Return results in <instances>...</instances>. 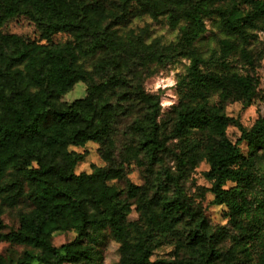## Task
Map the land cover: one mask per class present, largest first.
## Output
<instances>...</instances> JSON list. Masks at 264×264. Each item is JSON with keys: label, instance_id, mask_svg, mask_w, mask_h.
<instances>
[{"label": "trees", "instance_id": "16d2710c", "mask_svg": "<svg viewBox=\"0 0 264 264\" xmlns=\"http://www.w3.org/2000/svg\"><path fill=\"white\" fill-rule=\"evenodd\" d=\"M133 4L152 21L166 17L171 29L184 23L180 41L190 58L185 74L187 91L167 125L169 135L178 142L177 159L184 173L206 162L212 203L225 206L234 219L250 210L248 196L255 189L258 152L264 150V116L249 128L238 125L240 137L232 143L225 136L230 119L223 105L231 100L250 106L263 101L264 93L258 77L228 72L225 63L223 73L204 72L194 42L206 31L204 19L215 16L226 35L248 43L254 37L250 31L259 24L264 31V0H0V28L9 19L25 16L39 30L37 41L22 43L0 68V206L12 207L23 199L32 206L20 214L17 230L0 235V240L37 251L34 255L24 253L18 264L31 258L41 264H100L95 245L105 229L119 244V264H174L150 259L151 232L173 231L180 218L189 215V209L177 200L167 201L157 216L140 219L146 225L143 228L138 220L128 219L130 209L124 203L110 204L118 194L108 182L120 178L121 169L97 168L89 174H76L77 158L69 151V147H82L87 142L104 144L116 110L104 99L117 88L132 95L146 111L140 149L150 158L164 151L168 139L156 121L158 99L139 85L130 86L125 76L136 80L142 69L160 61L162 52L170 47L163 49L158 42L146 44V27L138 34H119L116 25L129 17ZM59 33L69 39L54 46L51 37ZM5 41L0 33V48ZM134 44L138 51H134ZM219 45L223 58L237 51L229 38L220 40ZM97 53L120 55L112 64L113 74L91 83L108 62L101 59L92 70H86L79 60ZM239 56L252 65L244 48ZM134 61L138 71L132 69ZM77 83L87 84L85 96L64 102L62 96ZM214 95L217 101H211ZM243 142L246 155L239 149ZM226 183L232 186L225 187ZM196 222L204 229L203 220ZM235 224L240 227L239 221ZM66 230L76 235L67 244L53 247L44 240ZM190 241L196 246L205 243L198 232ZM240 247L241 242H235L230 254H236Z\"/></svg>", "mask_w": 264, "mask_h": 264}, {"label": "rangeland", "instance_id": "374dc122", "mask_svg": "<svg viewBox=\"0 0 264 264\" xmlns=\"http://www.w3.org/2000/svg\"><path fill=\"white\" fill-rule=\"evenodd\" d=\"M130 11L129 17L116 25L120 35L125 36L130 31L138 34L146 27L147 32L143 37L146 44L158 42L163 49L170 47L162 52L160 61L149 63L142 69L136 80L130 81L131 77L125 76L130 86L139 85L146 94L158 99L159 111L156 121L168 140L164 151H160L155 158H150L140 149V133L146 129V111L132 95L126 94L122 88H117L104 99V102L116 107L104 144L87 142L82 147H69V151L77 158L75 173L89 174L97 168L121 169V177L108 182L111 189L118 194L116 198L111 199L110 204L124 203L130 209L128 219L138 220L143 228L146 225L140 219L150 215L157 216L167 201L177 200L189 209V215L182 216L173 231L151 232L152 261L164 260L174 264H264V150L258 152L260 164L254 172L255 189L248 196L250 210L234 219L225 206L212 203V181L205 176L208 164L203 161L189 174L184 173L180 159H177L180 156L178 142L168 133L167 125L174 118L178 103L187 91L185 74L190 58L181 48L180 41L184 23L171 29L166 17L152 21L135 4L131 5ZM204 24L205 33L194 42V47L204 62L202 70L223 73L225 70L222 63H225L228 72L258 77L259 89L264 93V31L261 25L250 31L254 37L248 43L242 44L236 37L226 35L215 16L205 18ZM0 33L6 37L4 45L0 48V68L4 60L20 48L22 43L39 39L36 25L25 16L7 20L0 28ZM225 38L235 42L237 51L223 58L219 41ZM68 39L67 35L59 33L51 37L50 43L54 46L62 45ZM241 48L249 52L251 66L240 59ZM134 51H138L135 44ZM119 55L97 53L80 58L79 62L86 70H92L101 59L108 62L104 71L93 76L91 83H98L114 73L112 64ZM132 66L134 71L140 69L136 61ZM86 88L87 84L77 83L71 91L62 96V100L71 103L83 98ZM211 101H217V96L214 95ZM223 112L230 119L225 136L235 143L240 137L238 125L249 128L257 118L264 116V100L256 101L250 106L229 100L224 103ZM239 149L243 155L247 154L244 142L239 145ZM230 186L231 183H226L225 187ZM131 187H136L137 190L132 192ZM0 207V235L17 230L20 214L32 209L27 199L18 201L12 207ZM196 219L204 221V229L199 227ZM238 221L240 227L235 224ZM195 232L205 240L202 246H196L190 241ZM75 236L73 230L57 231L44 237V240L53 247H60L71 242ZM237 241L241 242V247L236 254L231 255L229 250ZM95 252L100 255L97 257V263L119 264V244L106 229L99 233ZM24 253L34 255L37 251L26 245L9 244L0 240L2 264H18V261L20 263L25 257ZM25 264L41 263L31 258Z\"/></svg>", "mask_w": 264, "mask_h": 264}]
</instances>
